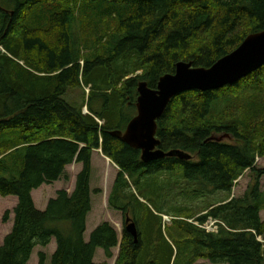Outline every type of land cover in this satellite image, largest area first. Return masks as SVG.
I'll return each mask as SVG.
<instances>
[{"label": "trees", "instance_id": "16d2710c", "mask_svg": "<svg viewBox=\"0 0 264 264\" xmlns=\"http://www.w3.org/2000/svg\"><path fill=\"white\" fill-rule=\"evenodd\" d=\"M262 30L264 0H0V195L18 198L0 264H28L53 238L51 264H109L94 261L99 248L107 258L119 248L115 264H264V169L255 163L264 157V66L172 99L157 120L159 148L190 159L145 162L112 134L137 114L140 82L156 89L180 61L211 67ZM85 86L82 104L65 98ZM221 134L235 141L213 139ZM96 149L120 168L109 204L124 226L120 236L102 222L86 240ZM74 162L83 165L74 191L59 190L37 208L32 192L68 179ZM246 170L258 178L233 196ZM216 192L224 195L209 201ZM210 218L225 225L209 232L189 220ZM39 257L45 264L47 255Z\"/></svg>", "mask_w": 264, "mask_h": 264}, {"label": "water", "instance_id": "95a60500", "mask_svg": "<svg viewBox=\"0 0 264 264\" xmlns=\"http://www.w3.org/2000/svg\"><path fill=\"white\" fill-rule=\"evenodd\" d=\"M262 66H264V30L248 35L234 51L220 58L211 67H197L192 62L180 61L176 65L175 73H168L160 78L156 89L149 87L145 81L139 83L137 114L124 131L115 130L112 134L130 146L140 149L145 162L167 156L190 159V154L181 150L164 151L159 148L161 141L156 135L157 120L163 115L172 99L188 90L206 91L235 84ZM126 221V229L137 241L138 230L135 222L131 221V218H127Z\"/></svg>", "mask_w": 264, "mask_h": 264}, {"label": "rangeland", "instance_id": "374dc122", "mask_svg": "<svg viewBox=\"0 0 264 264\" xmlns=\"http://www.w3.org/2000/svg\"><path fill=\"white\" fill-rule=\"evenodd\" d=\"M89 91L90 88L88 86L73 88L69 90V92L65 95V98L68 101L72 102L74 105H80L87 98L86 95L89 93ZM87 110L88 109H86V107L83 108V111L86 113L89 112V110ZM213 139L228 142L235 141V139L228 134L216 135ZM107 158L108 157L105 156L101 150L99 151V149H96L93 151L91 174L92 210L90 212V224L96 228L102 222H110L115 226L121 236L124 226V217L120 211L111 208L109 204V197L112 191V187L120 171V168L111 159H108V161ZM255 163L257 170L264 169V157L258 156ZM82 168V163L74 162L73 164L67 166V175L69 177L68 179L62 178L52 183L43 184L38 189H35L32 194L37 208L41 209V206H44L46 203L48 204L50 199L57 196V192L59 190L65 189L71 194L75 189L77 176L81 172ZM257 178L258 177L256 172L246 170L244 175L241 176L235 183L232 195L236 197L243 196L248 187L256 182ZM260 183L261 188L264 189V174L260 177ZM223 195V193L216 192L210 195L208 197V200L216 201L219 200V198H221ZM16 204L13 201V197H5L0 195V247L2 246L7 234L10 233L13 228L15 217L14 208ZM7 212H9V218L6 220L5 215ZM161 215L163 217V222L165 225L172 223V216L167 214ZM261 217L262 219H264V210L261 211ZM189 220L196 224H199L197 220ZM56 249V243H50L46 247L39 246L35 251L34 258L29 264H39L40 252H44L47 255L45 264H51V257ZM119 250V248L114 250L115 257L107 258L106 255H104L105 253H103L102 256H99L97 261H99L100 263L108 262L109 264H115ZM195 264L213 263H211L207 259H200Z\"/></svg>", "mask_w": 264, "mask_h": 264}, {"label": "crops", "instance_id": "0c3cea01", "mask_svg": "<svg viewBox=\"0 0 264 264\" xmlns=\"http://www.w3.org/2000/svg\"><path fill=\"white\" fill-rule=\"evenodd\" d=\"M9 197H10V196H9ZM11 197H13V201L15 202V204L18 203V198H17L16 196H11ZM16 205H17V204H16ZM47 205H48V204L46 203L44 206H41L40 208H41V209H44V208L47 207ZM94 228H95V227L92 226V225L90 224V213H89L88 218H87V230H86V232H85V238H86V240H89V239H90L91 233L93 232ZM54 243H56V247H57L56 239H53V240L51 241V244H54ZM38 247H39V246H37V247L34 249L33 254H32V256H31V259L29 260L28 264H29V263L32 261V259L34 258L35 251H36V249H37ZM103 253H104V250H103V249H101V248L97 249L96 254H95V257H94V261H95L96 263H100V262L97 261V260H98L99 256H102V255H103ZM104 255H105V254H104Z\"/></svg>", "mask_w": 264, "mask_h": 264}, {"label": "built area", "instance_id": "2783aa9c", "mask_svg": "<svg viewBox=\"0 0 264 264\" xmlns=\"http://www.w3.org/2000/svg\"><path fill=\"white\" fill-rule=\"evenodd\" d=\"M221 224L225 225L224 222H222L218 219L210 218L204 224L199 223L198 225L205 228L209 232H217L219 230Z\"/></svg>", "mask_w": 264, "mask_h": 264}, {"label": "bare ground", "instance_id": "6f19581e", "mask_svg": "<svg viewBox=\"0 0 264 264\" xmlns=\"http://www.w3.org/2000/svg\"><path fill=\"white\" fill-rule=\"evenodd\" d=\"M86 109H88V108H86ZM88 111V110H87Z\"/></svg>", "mask_w": 264, "mask_h": 264}]
</instances>
